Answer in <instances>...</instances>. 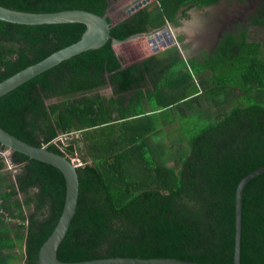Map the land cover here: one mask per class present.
Returning <instances> with one entry per match:
<instances>
[{
    "label": "trees",
    "instance_id": "obj_1",
    "mask_svg": "<svg viewBox=\"0 0 264 264\" xmlns=\"http://www.w3.org/2000/svg\"><path fill=\"white\" fill-rule=\"evenodd\" d=\"M119 1L0 0V5L28 13L84 10L104 16L110 3ZM220 1L157 0L151 8L113 26L110 38L124 41L160 28L166 21L177 24L182 8L192 5L183 13L189 18L188 12L195 7L203 10ZM144 4L139 0L131 6L139 9ZM252 26L262 28L261 40L251 41L246 32L240 36L225 33L204 62H185L172 47L168 58L154 55L120 69L110 40L0 99V127L17 139L34 147L47 145L49 151L63 156L49 143L59 135L78 132L80 138L71 141L70 153H83L86 141L87 147L97 148L92 165L80 154L84 166L76 169L77 205L58 247L60 263L122 258L233 264L235 190L240 181L264 167V0ZM84 31L83 24L26 26L0 21V84L75 44ZM202 75L205 80L191 91L188 85ZM147 80L154 92L145 95L142 89ZM106 86L113 97L135 93L131 108L98 96L69 102L75 95ZM163 91L174 93L163 99ZM220 97L222 102L213 105L211 101ZM52 100L64 102L46 106ZM185 105L190 111L184 117H197L192 121L196 132L191 138L184 134L180 116L174 118V110ZM146 106L151 111L146 112ZM169 111L171 115L166 114ZM149 113L154 118L158 113L166 115L158 122L155 119L154 127L149 123L148 129L142 125L137 129V121ZM160 121L177 122L169 133L177 132L175 143L185 145L175 152L174 167L165 165L174 144L169 149L162 145L156 153L146 145L151 136L158 141L164 133L158 132ZM118 129H123L119 131L124 136L119 137ZM0 148L6 149L1 144ZM126 148L137 149L135 158L143 164L145 178L126 176L128 156L124 155L130 151ZM10 162L18 172L9 184L10 174L2 172L5 164L0 159V184L5 188L0 193V264L18 259L12 253L20 250L24 264H38L40 247L63 211L66 181L54 167L17 152L11 153ZM4 214H11L18 225H5ZM241 247V264H264V175L244 191Z\"/></svg>",
    "mask_w": 264,
    "mask_h": 264
},
{
    "label": "water",
    "instance_id": "obj_2",
    "mask_svg": "<svg viewBox=\"0 0 264 264\" xmlns=\"http://www.w3.org/2000/svg\"><path fill=\"white\" fill-rule=\"evenodd\" d=\"M99 16L84 10H65L54 13H28L5 8L0 5V21L26 25H59V24H83L85 31L81 39L75 44L58 50L43 60L19 71L15 76L0 84V99L14 92V90L25 85L29 81L37 78L45 73V71L54 68L80 55L81 53L97 50L108 43L110 38V30L116 24L112 23L106 15ZM108 18V19H107ZM145 35V42L151 47L153 54H157L163 50L174 47L177 43L171 34L170 27H161L149 33H140L130 36L124 41L111 40V48L113 45L141 38ZM165 37L166 41L162 38ZM158 40V44L155 40ZM116 56V55H115ZM117 57V56H116ZM118 58V57H117ZM186 59V58H185ZM188 61V60H186ZM0 144L8 149L11 153L17 152L25 157L32 159L38 163H45L57 169L63 174L66 181V198L63 211L48 239L43 243L38 252V264H65L57 260V251L61 241L64 240L71 221L75 214L78 199V177L76 168L69 162L66 156H61L49 151L47 148L31 146L16 137L10 135L7 131L0 127ZM264 175V167L244 178L237 184L235 190L234 203V244H233V264H241L242 249V224H243V196L246 186L256 178ZM76 264H193L178 260L154 259V260H138V259H104L86 263Z\"/></svg>",
    "mask_w": 264,
    "mask_h": 264
},
{
    "label": "rangeland",
    "instance_id": "obj_3",
    "mask_svg": "<svg viewBox=\"0 0 264 264\" xmlns=\"http://www.w3.org/2000/svg\"><path fill=\"white\" fill-rule=\"evenodd\" d=\"M139 0H121L119 2L110 3L109 8L107 9V17L109 18V20L114 23L117 24L129 17H131L133 14L137 13L140 10H145L148 8H151L153 4H155V0H140V1H145V4L143 7L137 9L135 8V6H131L134 3H136ZM233 4H239L242 6V8H248L249 4H248V0H223V5H224V11H222V13L226 16V17H230L233 14H236L237 10L236 7L234 6L233 8ZM259 4L260 2L255 4V9L253 11H251V13L246 12L244 14V22H239V20H234L235 22V28L233 30L230 29H226V27H224V19L223 17H218V19H214L213 20V16H214V11L215 8H207V9H203V10H198V9H192L191 11H189L188 16L189 18H182V14H181V10L179 11V13H177V18L176 20L178 21L177 24L175 23H171V22H164L162 24L161 27H170L171 28V33L174 35V38L176 39L175 42L177 43L174 47L177 48L179 50L180 53V57L182 59H184L183 57L186 58V60H191V59H196V60H204V57H208L209 55L212 54L213 50L216 48L217 43L219 41V38L225 34V33H231L234 34L235 36H240L241 33L246 32L248 37L250 38V40H255V41H259L262 38V28H255L252 26V22H253V18L256 16L257 14V10L259 8ZM129 6V8H128ZM135 8V9H133ZM133 9V10H132ZM212 17V20H211ZM215 17V16H214ZM204 18H209V23L208 24H203L202 19ZM160 27V28H161ZM159 29V28H156ZM156 29H148L147 32L145 33H149V32H153ZM144 33V34H145ZM206 38H205V37ZM156 43L158 44V40H155ZM112 49L115 53V55L118 57L120 63L122 66L125 65H130L133 63H138L141 62V60L149 58L154 56L151 47H148L147 43L145 42V35L142 36L141 38H137L131 41H127V42H123V43H119V45H113ZM161 51L155 55H158L157 57L160 58H168V49L163 50L162 47H160ZM170 49V48H169ZM170 55V54H169ZM190 69V68H189ZM203 76V75H202ZM202 76H199L200 80H198L197 78H195V80L193 79V82H191L188 85V88L192 91H196V83H198L199 81H203ZM199 87V86H198ZM153 90V85L149 84L148 88L145 90V92L147 93L152 92ZM199 91L202 92V90H204V88H199ZM101 97L105 100H114L117 103H123V104H128L129 100L133 98V96H135V93H129V94H124L120 97H113L112 95V90L110 88V86H106L105 88L95 91L93 93H89L86 95H75L73 96L69 102H80L83 97H87V98H93V97ZM204 96V95H203ZM202 96V97H203ZM202 97H199L198 99H201V101H205L206 100ZM222 98L220 97L219 100H215V101H211L212 104L213 103H221L222 102ZM230 101H233V98L230 99ZM61 102H64V100H52V101H47L45 102L46 106H52V105H56V104H60ZM211 102H209L208 104H211ZM234 103V102H232ZM205 105L204 103L201 102V106ZM214 105V104H213ZM206 107V106H205ZM225 110L228 108V105H225V107H223ZM189 108L187 107V105L185 106H181L180 108H177L176 110H174V112L176 114H174V118H177L178 116H180V123L183 122L182 127H183V131L184 134L186 135V137L191 138L192 136L195 135V127H193L194 123L192 121H194V118L197 119V117L194 118H189L186 119L184 116L188 114L189 112ZM165 113V112H164ZM171 111L166 112L167 115H171ZM165 114V115H166ZM115 116V115H113ZM183 118V119H182ZM177 124V122H175L174 124H167V127L165 129L166 133H169L171 130L175 129L174 126ZM119 130H123V129H119ZM106 131H109V129H107ZM118 132V131H117ZM178 133L177 132H173L170 133V135L168 137H165V143L166 141H169V144L165 145L166 148H168V145L172 146V144H174L172 146V150H171V158L169 156L166 157L167 161L165 162V165L168 167H174L175 165V158H176V151L179 148L184 147V144H178L175 143L176 142V138H177ZM89 144V141L85 142V149H84V155L83 153H79L78 155L81 159V161L83 162V159L81 157L80 154H82L84 156V158L86 159L87 163H90L89 165H92L93 159H92V153L97 151V148H94L93 146L87 147V145ZM90 145V144H89ZM158 142H153L151 145L152 149H154L155 153L160 149L157 148ZM169 149V148H168ZM161 150V149H160ZM6 153L8 158H10L11 154L9 153V151L7 149H1L0 148V158L2 157V154ZM173 154V155H172ZM136 155V151L134 149H130V151L125 152L124 156H128L130 157L128 159V157L126 158V162L127 165H124V169H125V174L127 177H129L130 179L133 178V176H137V178L143 179L146 177L145 173H144V169H142L143 164L141 162H138L137 159L135 158ZM89 159V161H88ZM161 162V161H159ZM84 163V162H83ZM7 166V165H6ZM18 172V168H12L10 166V169L6 167V171L4 172V174H10V176H7V183H12L14 182V178L12 175H15V173ZM4 184L1 183L0 184V193H2L4 191ZM132 190V189H131ZM25 214L29 215V212L25 210ZM10 215V216H9ZM8 217L10 218V222H5V225H8L9 227H15L18 224H16V219L9 214ZM14 255H16L18 258L22 257V251H17V253L13 252ZM12 253V254H13Z\"/></svg>",
    "mask_w": 264,
    "mask_h": 264
},
{
    "label": "crops",
    "instance_id": "obj_4",
    "mask_svg": "<svg viewBox=\"0 0 264 264\" xmlns=\"http://www.w3.org/2000/svg\"><path fill=\"white\" fill-rule=\"evenodd\" d=\"M155 2H157V0H155ZM263 2V0H261V2H260V4ZM259 4V5H260ZM190 7H192V5H190V6H188V7H185V8H182L181 9V14H182V18L184 17V15H183V13L185 12V11H187V9H189ZM208 8H215V11H214V16H213V18L216 20V19H218V17H220L221 18V16H220V13H222V11H224V5H223V0L222 1H220L218 4H216V5H214V6H211V7H208ZM195 9H197L196 7H195ZM205 9H207V8H205ZM189 13V12H188ZM186 19H188V18H186ZM211 19H212V17H211ZM206 20V22H203V24L205 25V24H208L209 23V18H204V19H202V21H205ZM205 37V36H204ZM206 38V37H205ZM222 38V36L220 37V39ZM153 55H155V54H153ZM184 58V60H185V62H187L186 61V59H185V57H183ZM192 60V59H191ZM199 61V60H198ZM205 60H201L200 62H204ZM121 64V63H120ZM134 64V63H133ZM130 65H132V64H130ZM130 65H125V66H122L121 65V68L120 69H123V68H125V67H128V66H130ZM166 76V73L165 74H163L160 78H161V80L164 78ZM198 80H200V78L198 77L197 78ZM201 79H203V80H205V77L204 76H202V78ZM149 84H151V85H153L152 84V82L151 81H148L147 80V82H146V84H145V87L142 89V93L143 94H145V95H147V93H153L154 92V90H152V92H145V90L148 88V85ZM153 89H154V87H153ZM172 93H174L173 91L172 92H167L166 94H165V91H163V99H164V97H165V95H167V97L166 98H168V97H170L171 95L170 94H172ZM134 97H136V96H133V98ZM132 98V99H133ZM132 99H130L129 100V102H128V104H123L122 103V105H123V108L124 109H126V110H129L130 108H131V105H132ZM145 109H146V112H149V111H151V110H149V108L146 106L145 107ZM165 116V114L163 115V114H161V113H158L156 116H155V118L154 117H152V114L151 113H149V114H147V115H145L144 117H141V119H139L140 117H137V118H135V119H133V120H138L137 121V124H136V128L138 129V128H140V125H142V129H143V127H145L146 129H148L149 127H148V125H149V123H153V125L151 126V127H154V125L156 124L155 123V119L157 120V122L162 118V117H164ZM133 120H131V121H133ZM160 125H158V132L159 131H162V132H164L163 134L162 133H160L159 134V136H158V141L157 140H154V139H152V136H151V140H146V145L147 146H149V145H151L153 142H158V146L160 147V149L162 150V145H167V144H169V141H166V143H165V137H168L169 136V134L170 133H166L165 132V129H166V127H167V125L165 124V123H163V121H160ZM115 127H117V126H115ZM133 127H135V124L133 125ZM118 128V127H117ZM118 131H119V129H118ZM166 134L168 135V136H166ZM118 135H119V137H121V135L122 136H124V134H122V132L121 131H119L118 132ZM85 144V143H84ZM119 145H122V146H119V148L120 149H123L124 147V144H122L121 142L119 143ZM165 145L163 146V147H165ZM149 147H151V146H149ZM152 148V147H151ZM129 149H131V148H126V150H129ZM135 151L137 150V149H134ZM1 159V161H3V159L2 158H0ZM88 161H89V159H88ZM4 162V161H3ZM4 164H5V162H4ZM88 164H90V163H88ZM6 171V164H5V169L2 171V172H5ZM1 172V173H2ZM15 253H17V251H15ZM9 255V254H8ZM13 256H15L14 255V253H13ZM6 264H24V259H23V257H20V258H18V259H14V260H12L11 258H9L8 259V262L6 263Z\"/></svg>",
    "mask_w": 264,
    "mask_h": 264
},
{
    "label": "built area",
    "instance_id": "obj_5",
    "mask_svg": "<svg viewBox=\"0 0 264 264\" xmlns=\"http://www.w3.org/2000/svg\"><path fill=\"white\" fill-rule=\"evenodd\" d=\"M79 138H80V134L78 132H76V133H72L69 135H59V136H57V138H55L53 141H51L49 143V144H51V143L54 144L59 149V151L61 153H64L65 154L64 156H66L69 159V162L71 164H73L76 169L83 167L84 163L81 161L77 151L70 153L68 151V148H69L72 140L79 139ZM41 147L46 148L47 145H43ZM6 156H7V154L4 153V154H2V157H1L3 159V161L5 162V164L7 165L6 167L10 169V166H11L13 168V166L10 162V158H8ZM4 215H5V221L10 222V218L8 217V215L7 214H4Z\"/></svg>",
    "mask_w": 264,
    "mask_h": 264
},
{
    "label": "flooded vegetation",
    "instance_id": "obj_6",
    "mask_svg": "<svg viewBox=\"0 0 264 264\" xmlns=\"http://www.w3.org/2000/svg\"><path fill=\"white\" fill-rule=\"evenodd\" d=\"M258 2H261V0H248V4H249L248 8H242V6L239 4H235V5L233 4V8L235 6L237 12H236V14H233L230 17H226L223 13H220V16L223 17V19L225 21V23L223 24L224 27H226V29L233 30L235 28V22H234L235 19L239 20V22H241V23L244 22V19H243L244 14L246 12L251 13V11H253L255 9V4ZM213 20H214V18H213ZM219 40H220V38H219Z\"/></svg>",
    "mask_w": 264,
    "mask_h": 264
},
{
    "label": "bare ground",
    "instance_id": "obj_7",
    "mask_svg": "<svg viewBox=\"0 0 264 264\" xmlns=\"http://www.w3.org/2000/svg\"><path fill=\"white\" fill-rule=\"evenodd\" d=\"M172 31V30H171ZM172 34V33H171ZM172 36L174 37V35L172 34ZM164 41H166V38L165 37H163L162 38ZM117 45H119V44H117Z\"/></svg>",
    "mask_w": 264,
    "mask_h": 264
}]
</instances>
